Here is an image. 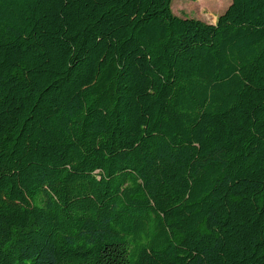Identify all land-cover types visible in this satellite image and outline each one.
Returning a JSON list of instances; mask_svg holds the SVG:
<instances>
[{
  "label": "trees",
  "instance_id": "1",
  "mask_svg": "<svg viewBox=\"0 0 264 264\" xmlns=\"http://www.w3.org/2000/svg\"><path fill=\"white\" fill-rule=\"evenodd\" d=\"M172 3L0 0V264H264V0Z\"/></svg>",
  "mask_w": 264,
  "mask_h": 264
},
{
  "label": "rangeland",
  "instance_id": "2",
  "mask_svg": "<svg viewBox=\"0 0 264 264\" xmlns=\"http://www.w3.org/2000/svg\"><path fill=\"white\" fill-rule=\"evenodd\" d=\"M232 0H173L172 10L181 18L199 19L206 23L216 22V17L223 14Z\"/></svg>",
  "mask_w": 264,
  "mask_h": 264
},
{
  "label": "crops",
  "instance_id": "3",
  "mask_svg": "<svg viewBox=\"0 0 264 264\" xmlns=\"http://www.w3.org/2000/svg\"><path fill=\"white\" fill-rule=\"evenodd\" d=\"M217 18H218V16L216 17V21H217ZM216 22H214V23H209V24H215Z\"/></svg>",
  "mask_w": 264,
  "mask_h": 264
}]
</instances>
